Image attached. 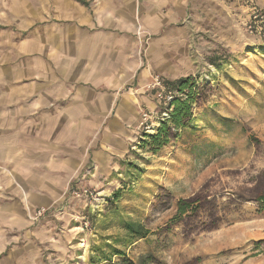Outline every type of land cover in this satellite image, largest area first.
I'll return each mask as SVG.
<instances>
[{"label": "rangeland", "instance_id": "rangeland-1", "mask_svg": "<svg viewBox=\"0 0 264 264\" xmlns=\"http://www.w3.org/2000/svg\"><path fill=\"white\" fill-rule=\"evenodd\" d=\"M188 2L186 76L154 73L160 110L146 109L151 128L139 122L116 170L93 183L87 167V182L70 184L62 204L29 213L56 226L55 245L41 246L35 264H252L264 252V238L252 244L264 223V0ZM178 100L191 113L180 125L171 118ZM165 123L156 147L151 136Z\"/></svg>", "mask_w": 264, "mask_h": 264}, {"label": "crops", "instance_id": "crops-1", "mask_svg": "<svg viewBox=\"0 0 264 264\" xmlns=\"http://www.w3.org/2000/svg\"><path fill=\"white\" fill-rule=\"evenodd\" d=\"M188 3L0 0V264L37 262L56 226L29 213L62 204L87 167L93 183L116 170L142 112L160 110L154 73L186 76Z\"/></svg>", "mask_w": 264, "mask_h": 264}, {"label": "trees", "instance_id": "trees-1", "mask_svg": "<svg viewBox=\"0 0 264 264\" xmlns=\"http://www.w3.org/2000/svg\"><path fill=\"white\" fill-rule=\"evenodd\" d=\"M183 82L184 80L181 81V83ZM190 114V105L188 101L178 100L176 101L171 118L176 125H180L182 124L183 119ZM168 129V125L166 123L163 124L159 132L151 136L152 144L156 145V147L162 145L164 143L163 137H168ZM256 199L264 205V193L259 195ZM186 204V202H180V210L182 212L186 210ZM126 226L131 233L136 234L139 237H143L147 233V230L144 229L140 223H137L133 220H127Z\"/></svg>", "mask_w": 264, "mask_h": 264}, {"label": "built area", "instance_id": "built-area-1", "mask_svg": "<svg viewBox=\"0 0 264 264\" xmlns=\"http://www.w3.org/2000/svg\"><path fill=\"white\" fill-rule=\"evenodd\" d=\"M162 84V81L160 79V75H155L154 76V83H153V87H159L161 86ZM166 97L168 99H170V101L173 99V94L169 91L168 94L166 95ZM165 97V98H166ZM166 113H164L163 115H167V111H165ZM153 117V113L150 112V111H143L142 114H141V121H140V124H139V128H144V129H150L151 128V121L150 119Z\"/></svg>", "mask_w": 264, "mask_h": 264}]
</instances>
